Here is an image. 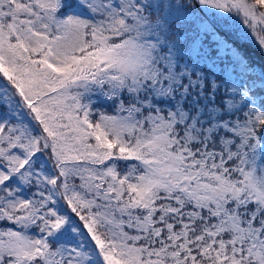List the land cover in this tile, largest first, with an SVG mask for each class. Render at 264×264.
<instances>
[{
  "label": "snow or ice",
  "instance_id": "1",
  "mask_svg": "<svg viewBox=\"0 0 264 264\" xmlns=\"http://www.w3.org/2000/svg\"><path fill=\"white\" fill-rule=\"evenodd\" d=\"M264 0H0V264H264Z\"/></svg>",
  "mask_w": 264,
  "mask_h": 264
},
{
  "label": "trees",
  "instance_id": "2",
  "mask_svg": "<svg viewBox=\"0 0 264 264\" xmlns=\"http://www.w3.org/2000/svg\"><path fill=\"white\" fill-rule=\"evenodd\" d=\"M250 55L256 61L264 60V56L261 55L258 49L251 48L249 49Z\"/></svg>",
  "mask_w": 264,
  "mask_h": 264
}]
</instances>
